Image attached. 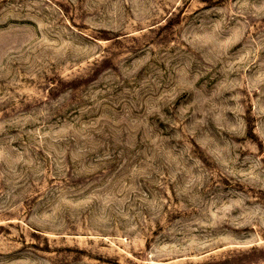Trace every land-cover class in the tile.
Returning <instances> with one entry per match:
<instances>
[{"label": "rangeland", "instance_id": "1", "mask_svg": "<svg viewBox=\"0 0 264 264\" xmlns=\"http://www.w3.org/2000/svg\"><path fill=\"white\" fill-rule=\"evenodd\" d=\"M0 264H264V0H0Z\"/></svg>", "mask_w": 264, "mask_h": 264}]
</instances>
